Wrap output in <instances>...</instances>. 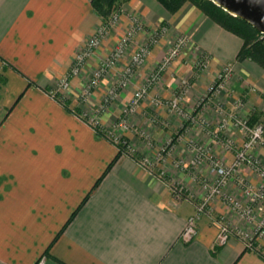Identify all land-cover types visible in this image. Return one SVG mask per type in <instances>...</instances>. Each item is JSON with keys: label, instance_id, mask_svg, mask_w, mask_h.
<instances>
[{"label": "crops", "instance_id": "obj_1", "mask_svg": "<svg viewBox=\"0 0 264 264\" xmlns=\"http://www.w3.org/2000/svg\"><path fill=\"white\" fill-rule=\"evenodd\" d=\"M90 1L0 0V264H264V258L245 249L235 235L225 245H215L217 227L207 216L197 223L190 242L181 240L186 220L212 176L206 164L186 170L176 165L192 158L187 146L191 141L211 147L226 163L233 160L235 150L213 141L193 120L202 117L208 130H217L220 104L226 113L237 110L248 119L256 116L257 122L264 121V69L249 59L237 60L242 39L191 3L170 13L157 0H128L121 4L123 14L111 34L84 70L71 78L62 101L53 95L58 80L99 21ZM131 14L147 27L161 24L166 31L146 63L135 68L119 100L98 113L97 131L79 112L89 116L97 112L104 90L117 82L135 43L145 34H137L123 58L102 78L87 104L91 112L79 104L78 92L84 74L92 73L99 55L116 44ZM180 35L188 38L187 47L149 89L148 97L170 98L181 80L188 79L183 112L155 107V125L141 108L121 117L133 91ZM200 56L208 59L205 70L195 64ZM227 63L232 72L225 88L213 101L199 104ZM122 119L128 129L121 126ZM146 128L155 147L171 136L173 145L162 162L156 160L155 147L144 143L143 136H149ZM137 129L140 137L133 134ZM221 135L236 147L244 140L232 127ZM115 137L120 142L127 139L133 148L121 151L103 175L118 152ZM252 153L264 164V147L257 146ZM140 158L150 162V169L139 164ZM161 170L164 179L157 176ZM239 172L251 185L258 184L247 166ZM172 185L182 187L180 196L172 193ZM224 193L247 202L235 179L229 180ZM212 207L214 215H224L237 227L251 230L255 224L240 219L221 199ZM263 211L264 202L258 203L256 218ZM258 244L264 254V237Z\"/></svg>", "mask_w": 264, "mask_h": 264}, {"label": "built area", "instance_id": "obj_2", "mask_svg": "<svg viewBox=\"0 0 264 264\" xmlns=\"http://www.w3.org/2000/svg\"><path fill=\"white\" fill-rule=\"evenodd\" d=\"M117 21L116 16H114L108 22V27L110 26L111 28ZM106 28L107 26L105 25L97 28L85 40L74 54L68 72L59 78L57 91L54 93L57 94L59 91L62 92L70 88L71 78L78 76L80 72L84 70L88 59L100 48L103 34L106 33ZM149 28L150 27L147 28L137 16L131 15L129 17V26L118 38L116 44L100 59L97 68L93 71L87 84L83 87L81 94L83 99L92 96L105 74L115 67L126 54L127 49L133 43L137 34L148 31L149 35L147 39L139 44L131 53L130 59L121 70L117 82L103 94V102L99 110H102V108L116 99L119 90L121 91V89H124L130 82L135 68H140L146 63L151 48L159 42L166 31V26L161 24ZM188 42V38L182 35L177 36L173 40L163 58L151 69L146 81L134 90L127 104V108L124 110L125 112L136 110L143 98L149 95V89L160 81L164 72H166L172 63L181 56ZM195 64L199 70H205L208 65V59L206 56H200L197 58ZM231 72L232 65L230 63L225 64L217 74L215 80L206 87L199 104H206L207 102L213 101V99L225 88V84L229 80ZM188 87V79H182L178 89L174 91L170 98L161 99L152 97L151 101L155 106L164 107L170 113H182L181 103L186 95ZM53 95L55 96V94ZM218 112L220 114V120L217 124V130H208L206 127L208 126L207 122L202 117L193 121L196 122L201 129L207 130L213 141L217 143L222 142L227 149H234V157L230 163H226L215 154L211 147L192 141L187 142V146L190 147L193 152L192 158L187 163H176L177 167L181 170H186L188 168L194 169L201 164H206L212 179L205 181L204 192L194 205L193 212L188 216L185 226L181 231L180 238L185 243L190 242L197 233V223L203 216H207L211 218L217 227V234L214 240L215 245L223 246L235 235L243 242L245 249L256 252V249L259 248L258 240L264 237V211L257 218L255 214V206L258 203L264 202V164L255 158L252 150L257 146L264 147V126L259 122L250 125L247 117L242 116L237 110L226 113L220 104ZM87 121L94 128L99 127L98 120L95 121L90 118V120ZM120 124L126 129L129 128L126 119H122ZM229 127L239 130L244 135V140L240 146L236 147L231 138H222L221 134ZM113 140L117 146L122 143V141L120 142L116 137L113 138ZM121 151L129 152L131 149L122 148ZM168 153L169 148L167 146L165 147V145L163 146L161 144L155 148V157L158 162L165 160ZM139 164L147 169H150L151 166L146 158H140ZM243 166H247L257 175L259 182L256 186L251 185L245 176L239 172L240 168ZM157 176L164 179V172L162 170L159 171ZM230 179H235L238 186L242 189L243 195L247 200L246 203L224 193V188ZM170 187L173 194L180 196L182 187L177 185H172ZM219 199L235 211L243 221L246 223H255L252 229L246 230L242 227H237L224 215H214L212 204Z\"/></svg>", "mask_w": 264, "mask_h": 264}, {"label": "trees", "instance_id": "obj_3", "mask_svg": "<svg viewBox=\"0 0 264 264\" xmlns=\"http://www.w3.org/2000/svg\"><path fill=\"white\" fill-rule=\"evenodd\" d=\"M128 0H91L90 4L92 11L101 20H110L111 14L115 13L121 6L122 2ZM168 12H177L184 3H191L202 11L207 17L213 20L216 24L221 26L223 29L237 35L242 39V45L236 55L237 60L249 59L264 69V38L262 34L254 28L252 25L247 23L245 20L229 14L226 10L216 5L211 0H157ZM106 23V24H105ZM102 24L107 25L108 20ZM258 119L256 116L249 118V124L253 125L257 123ZM97 131H100L98 127H95ZM118 148V152L112 161L107 165L103 175L111 168L118 156L120 155L121 148ZM134 156V155H133ZM102 176L95 183V187L98 185ZM257 248V247H256ZM256 253L264 258V254L256 249Z\"/></svg>", "mask_w": 264, "mask_h": 264}, {"label": "rangeland", "instance_id": "obj_4", "mask_svg": "<svg viewBox=\"0 0 264 264\" xmlns=\"http://www.w3.org/2000/svg\"><path fill=\"white\" fill-rule=\"evenodd\" d=\"M126 2V1H125ZM122 4H123V2H122ZM123 8L120 6L119 8H118V10L115 12V13H113V14H111V16L109 17L110 18V20L114 17V16H116V18H117V20H119L120 18H121V16H122V14H123ZM132 16L133 15H135V14H131ZM130 15V16H131ZM99 18V17H98ZM99 21L97 22V25H96V27H95V29H94V31L97 29V28H100V27H102V26H104L105 24H102L104 21H106V20H108V22L110 21L109 19H106V20H101L100 18L98 19ZM142 22V21H141ZM144 24V23H143ZM145 25V24H144ZM105 26H107V28H106V33H104L103 34V39H102V42H103V40L104 39H106L110 34H111V32H112V28H113V26L110 28V26L108 27V24L107 25H105ZM128 26V25H127ZM127 26L125 27V29L127 28ZM147 27V26H146ZM148 28V27H147ZM151 28V27H150ZM149 28V29H150ZM124 29V30H125ZM93 31V32H94ZM92 32V33H93ZM91 33V34H92ZM149 32L148 31H145L144 32V34H145V38L143 39V40H141L138 44H137V42L135 43V48L139 45V44H141V43H143L146 39H147V37H148V34ZM102 42H101V44H102ZM134 44V43H133ZM137 44V45H136ZM98 54H100V53H98ZM105 54L104 53H102L101 55H99V57H98V59H97V61L99 60L100 61V59L104 56ZM99 63V62H98ZM93 73V72H92ZM92 73H91V71L90 70H88L87 71V73H85L84 74V80L85 81H83L84 83H83V85H82V87L80 88V92H78V99H79V104H81V105H84V106H86L87 108H86V110L88 111V112H91L90 111V109L88 108V106H87V104L90 102V99L92 98V97H90V98H86V99H83L82 97H81V94H82V89H83V87L85 86V84H87V82H88V80H89V78L91 77V75H92ZM100 84V83H99ZM110 87H112V85H110V86H108V87H106V89L104 90V93L106 92V90L107 89H109ZM126 89V87L124 88V89H121V91L119 90V92H118V94H117V97H116V99L115 100H113V101H111L110 102V104H115V102L117 101V99L119 100V98H120V95H121V93L124 91ZM67 90H64V91H62V92H58L57 94L55 93V95L59 98V99H61L62 101H64L65 100V98L63 97V94L66 92ZM134 92V91H133ZM54 93V92H53ZM103 93V94H104ZM80 94V95H79ZM133 94V93H132ZM60 95V96H59ZM103 96V95H102ZM101 96V97H102ZM132 97V96H131ZM103 97L101 98V101L100 100H98V103H99V105H98V108L100 107L101 108V105H102V102H103ZM131 99V98H130ZM130 99L128 100V102L130 101ZM151 99H152V97H148V96H146L145 98H143V102L141 101V103L137 106V108H136V110L135 111H127V112H125V111H123V114H122V116L121 117H126V116H128V115H131V114H136L138 111H139V108H141V109H143L144 111H146V113H147V115L149 116V117H151L150 118V122H151V124L152 125H155L156 124V119L158 118V116H157V113L155 112L156 110H155V107H158V106H155L154 104H153V102L151 101ZM162 99H167V98H162ZM150 100V101H149ZM128 102L125 104V106H124V110L127 108V104H128ZM143 106H146V107H143ZM106 107H108V105L106 106ZM106 107H104V108H102V110L103 109H105ZM181 107H182V110H183V106H182V103H181ZM97 108V112H91L92 113V115L91 116H89L87 113H86V111H85V114H84V112H79V114L82 116V117H84L85 119H87V120H90V118L91 119H94L95 121H99V119H98V117H99V112L101 111V110H99ZM166 109V108H165ZM155 110V111H154ZM167 110V109H166ZM77 111V110H76ZM78 112V111H77ZM169 112V111H168ZM120 117V116H119ZM119 120H120V118H118L117 120H116V123H115V125H117V126H119L118 125V123H119ZM152 120V121H151ZM94 121V122H95ZM262 122V124H263V126H264V121H261ZM261 122H259V123H261ZM137 128V127H136ZM146 130V132L148 133V137H144L143 136V138L145 139V145L148 147H151V148H153V147H155V145H154V142H153V140H152V137H151V133H150V131H149V129H145ZM176 131V130H175ZM177 131H180V130H177ZM145 132V131H144ZM113 134V133H112ZM115 134V133H114ZM114 134H113V136H114ZM133 134L135 135V136H137V137H140V134H141V131H140V129H137L136 131H134L133 132ZM112 136V137H113ZM122 139H123V137H121ZM171 136L170 135H167L166 136V138L164 139V141H163V143H162V145L164 146L165 145V147L167 146L168 148H170V147H172V141H171ZM118 139H120V137L118 138ZM124 140H122V143L121 144H118V147L119 148H126V149H131V148H133V146H132V144L131 143H129L128 142V140L126 139L124 142H123ZM145 146V147H146ZM157 147V146H156ZM155 147V148H156ZM202 196V195H201ZM196 204V203H195ZM194 204V205H195ZM239 216V215H238ZM240 218V217H239ZM241 219V218H240Z\"/></svg>", "mask_w": 264, "mask_h": 264}, {"label": "water", "instance_id": "obj_5", "mask_svg": "<svg viewBox=\"0 0 264 264\" xmlns=\"http://www.w3.org/2000/svg\"><path fill=\"white\" fill-rule=\"evenodd\" d=\"M229 14L245 20L264 38V0H211Z\"/></svg>", "mask_w": 264, "mask_h": 264}]
</instances>
